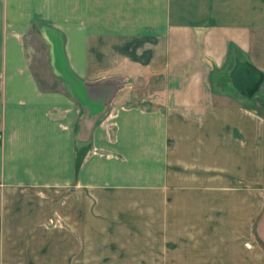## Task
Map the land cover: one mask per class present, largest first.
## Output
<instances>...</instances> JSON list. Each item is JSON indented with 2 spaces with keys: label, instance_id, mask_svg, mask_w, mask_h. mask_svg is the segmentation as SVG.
<instances>
[{
  "label": "crops",
  "instance_id": "obj_1",
  "mask_svg": "<svg viewBox=\"0 0 264 264\" xmlns=\"http://www.w3.org/2000/svg\"><path fill=\"white\" fill-rule=\"evenodd\" d=\"M0 134V264H264V0H0Z\"/></svg>",
  "mask_w": 264,
  "mask_h": 264
},
{
  "label": "rangeland",
  "instance_id": "obj_2",
  "mask_svg": "<svg viewBox=\"0 0 264 264\" xmlns=\"http://www.w3.org/2000/svg\"><path fill=\"white\" fill-rule=\"evenodd\" d=\"M133 103L137 104L139 102L134 100ZM149 104L151 105L150 102ZM132 227L136 228L135 232ZM98 229L102 232V226H98ZM129 229L130 231L132 229L131 235H128V238L131 239H125L126 234H120L122 237L118 238V240L86 242L85 251H83L84 256L81 255L80 257L75 255L67 258L68 255H65V249L62 247L63 242L55 240L51 264H157L158 250L156 247L148 251L143 248L144 242L141 238H137V236L140 237L142 235L141 226L133 225ZM113 236L111 234V237ZM156 244L157 241L152 242V246Z\"/></svg>",
  "mask_w": 264,
  "mask_h": 264
},
{
  "label": "built area",
  "instance_id": "obj_3",
  "mask_svg": "<svg viewBox=\"0 0 264 264\" xmlns=\"http://www.w3.org/2000/svg\"><path fill=\"white\" fill-rule=\"evenodd\" d=\"M2 141V136H1V134H0V142Z\"/></svg>",
  "mask_w": 264,
  "mask_h": 264
},
{
  "label": "water",
  "instance_id": "obj_4",
  "mask_svg": "<svg viewBox=\"0 0 264 264\" xmlns=\"http://www.w3.org/2000/svg\"><path fill=\"white\" fill-rule=\"evenodd\" d=\"M109 98H110V97H109ZM105 104H107V102H106Z\"/></svg>",
  "mask_w": 264,
  "mask_h": 264
}]
</instances>
